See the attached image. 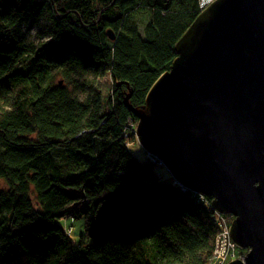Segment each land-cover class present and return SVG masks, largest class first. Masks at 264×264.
I'll list each match as a JSON object with an SVG mask.
<instances>
[{"label": "trees", "instance_id": "16d2710c", "mask_svg": "<svg viewBox=\"0 0 264 264\" xmlns=\"http://www.w3.org/2000/svg\"><path fill=\"white\" fill-rule=\"evenodd\" d=\"M201 11L200 0H0V264H210L211 198L132 155L124 104L145 105ZM66 218L83 220L77 244Z\"/></svg>", "mask_w": 264, "mask_h": 264}, {"label": "water", "instance_id": "95a60500", "mask_svg": "<svg viewBox=\"0 0 264 264\" xmlns=\"http://www.w3.org/2000/svg\"><path fill=\"white\" fill-rule=\"evenodd\" d=\"M174 51L143 107L124 99L137 142L182 190L234 217L246 253L227 264H264V0H214Z\"/></svg>", "mask_w": 264, "mask_h": 264}, {"label": "rangeland", "instance_id": "374dc122", "mask_svg": "<svg viewBox=\"0 0 264 264\" xmlns=\"http://www.w3.org/2000/svg\"><path fill=\"white\" fill-rule=\"evenodd\" d=\"M203 2H205L206 0H202ZM202 2V3H203ZM34 33V31H33ZM37 40V38L35 39ZM136 124H133V126H131V128L133 129V131L131 133H133V138L132 137H128L127 138V144L126 147L131 151L132 155L138 159L139 161H146L148 160L147 157V153L143 150V148L139 145V143L137 142L136 136H135V130H136ZM149 161V160H148ZM158 169V176L160 178H162L163 181H171V183H173L174 181H172L173 177L172 174L169 172V170H167L164 166L157 168ZM174 184V183H173ZM211 203V201H210ZM217 214L219 213H215L214 215V219L215 222L217 223V225H219V217L217 216ZM220 216V214H219ZM224 216V221H226L227 223H231V221L234 219V217L232 215L229 214H225ZM223 218V217H222ZM221 219V218H220ZM60 225L62 226V228H64V230L67 232V234L71 235V239L72 241L77 244L78 241L80 240V236L83 233V220H71L70 218H66L60 221ZM246 250H242V249H238L237 254L235 259H242L243 256L245 255Z\"/></svg>", "mask_w": 264, "mask_h": 264}, {"label": "built area", "instance_id": "2783aa9c", "mask_svg": "<svg viewBox=\"0 0 264 264\" xmlns=\"http://www.w3.org/2000/svg\"><path fill=\"white\" fill-rule=\"evenodd\" d=\"M213 1L214 0H206L205 2H203L202 0H200L201 9L203 10ZM147 157L149 161L161 165V162L155 156L147 153ZM217 216L219 217V225H218L219 231L215 239L214 249L212 252L210 264H227L235 260V258H237L236 254L238 248L230 238V234H229L230 223L224 221L225 218L222 214H220V216L219 214H217Z\"/></svg>", "mask_w": 264, "mask_h": 264}, {"label": "bare ground", "instance_id": "6f19581e", "mask_svg": "<svg viewBox=\"0 0 264 264\" xmlns=\"http://www.w3.org/2000/svg\"><path fill=\"white\" fill-rule=\"evenodd\" d=\"M151 163L155 164L158 168H159V167H162V165H163V164L158 165V164H156V163H154V162H151ZM165 168H166V167H165ZM166 169H167V168H166ZM167 170H168V169H167ZM173 179H174V178H173ZM173 179H172V181H173ZM174 185L177 186V187H179V188H182L181 185H177V184H175V183H174ZM196 195H197L198 198H200V199H201V197H202L203 199H204V197H205V196H201V195H198V194H196ZM208 198H209V197H208ZM210 206H211V205H210ZM211 210H212V208H211ZM212 211H213V210H212ZM213 212H214V211H213ZM215 213H216V212H214V214H215ZM231 222H232V221H231ZM230 224H231V223H230ZM229 230H230V226H229Z\"/></svg>", "mask_w": 264, "mask_h": 264}]
</instances>
